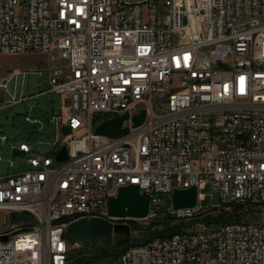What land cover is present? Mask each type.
<instances>
[{
  "label": "built area",
  "instance_id": "2783aa9c",
  "mask_svg": "<svg viewBox=\"0 0 264 264\" xmlns=\"http://www.w3.org/2000/svg\"><path fill=\"white\" fill-rule=\"evenodd\" d=\"M50 50L65 64L51 63L47 90L24 95L26 71L0 79V111L31 99L24 129L39 138L54 131L51 142L38 140L44 151L0 127V166L1 149L10 151L0 212L18 216L0 231V264H74L60 235L81 219L138 220L107 214L109 199L130 185L148 201L145 219L198 227L129 240L104 258L110 264H264V222L206 223L211 207L202 205L209 188L220 202L264 206V0H0V54ZM18 76L19 95L16 86L9 93ZM47 93L60 97L58 112L33 113ZM122 115L127 135L94 133ZM62 147L67 159L57 162ZM189 188L195 206L174 210L172 193Z\"/></svg>",
  "mask_w": 264,
  "mask_h": 264
},
{
  "label": "rangeland",
  "instance_id": "374dc122",
  "mask_svg": "<svg viewBox=\"0 0 264 264\" xmlns=\"http://www.w3.org/2000/svg\"><path fill=\"white\" fill-rule=\"evenodd\" d=\"M53 58L55 60L59 59V53L56 50H50L47 54L41 55L37 53H21L15 55H4L0 54V79H6L11 71L20 70L26 71V75L23 79L22 93L27 96L36 94L37 92L45 91L49 88L46 79V72L51 68V63L54 67H59L65 64L64 61L53 62L50 60ZM40 71L42 72V77H39L33 72ZM22 76H18L17 79L12 80L8 84V92L13 93L14 88L16 94L19 95L21 90ZM16 84V85H15ZM4 99H9L8 94H4ZM61 102L59 96H55L51 93H47L37 99V105L33 109V113H37L39 116L43 114L51 115L52 113L58 112V107ZM33 100L25 102L23 105L13 108H6L0 111V127L5 129V134L9 139L15 140L19 138L22 141H28L30 145L37 147L39 150H47V147H42L37 144L38 140L51 142L54 137V131H49V134L45 137L39 138L36 133H32V127H28L26 130L24 127L26 124L22 121L21 113L26 111L29 105L33 104ZM29 135V136H28ZM84 135V131H78L76 134H71V138H79ZM64 140V138H61ZM16 143V141H14ZM2 163L0 166V171L5 172L7 168V160L10 158L9 147L5 145L1 149ZM13 168H10V171L16 169V163ZM21 167L24 168L25 165L21 163ZM205 199L202 202L204 207H211V210L208 211V217H220L218 222H227V221H248L263 223L264 222V206L250 205V204H235L228 202H220L219 196L217 193L212 192L209 188H206L202 191ZM165 204L169 203V198H163ZM18 218L17 215L13 214L10 218H5L3 212H0V231L5 229L12 222L16 221ZM132 231L130 236V242L134 239L136 241H143L148 239L151 234L162 229L166 225H174L181 223L183 230L189 231L190 228H197L198 224L188 223L184 221L174 222L171 218H159L153 217L151 219H138V220H127L125 222ZM212 229L215 228V225L211 226ZM119 239L116 234L104 237L102 240H97L95 243L89 244L88 246H77L71 245V253L77 254L78 252L82 253L86 259L100 256L105 252H110L116 250L119 247ZM85 248V249H82ZM73 261V258H72ZM96 264H110L107 259H98Z\"/></svg>",
  "mask_w": 264,
  "mask_h": 264
},
{
  "label": "water",
  "instance_id": "95a60500",
  "mask_svg": "<svg viewBox=\"0 0 264 264\" xmlns=\"http://www.w3.org/2000/svg\"><path fill=\"white\" fill-rule=\"evenodd\" d=\"M144 118L145 111L140 110L131 118L132 127L140 126ZM127 119V115H122L102 121L95 126L94 133L108 138L123 137L128 134V129L122 126V123ZM61 131L63 136H67L71 132L68 127H62ZM15 155L24 157L25 154L14 149L12 156ZM55 159L57 162L67 159L65 147L55 154ZM171 203L174 210L194 207L196 204L195 188L174 191ZM107 214L108 217L113 218L143 219L148 214V201L138 193L136 186L121 187L118 189L116 197L109 199ZM112 234H116L122 244H127L130 240V227L126 224H112L103 218L81 219L68 226L64 237L70 245L85 247Z\"/></svg>",
  "mask_w": 264,
  "mask_h": 264
},
{
  "label": "trees",
  "instance_id": "16d2710c",
  "mask_svg": "<svg viewBox=\"0 0 264 264\" xmlns=\"http://www.w3.org/2000/svg\"><path fill=\"white\" fill-rule=\"evenodd\" d=\"M219 220H220V217H216V218L208 217L205 219V222L206 223H208V222L217 223ZM183 226L184 225H182L181 223L163 226L162 229L154 231L148 239H145V240L140 241V242H146L150 238H156V237L161 238V237L170 236L174 233L181 231L183 229ZM102 239H104V237L99 239V240H102ZM93 243H95V242H93ZM91 245H92V243H91ZM130 245H131V243L122 244L120 242L119 247L116 250H112L110 252H105V253L101 254L100 256L89 258V259H86V257L82 253L78 252L77 254H72L73 262H74V264H86V263L91 262V261L95 262L98 259H104V258H108L111 256H117L119 253H121L123 250H125ZM82 249H85V248H82Z\"/></svg>",
  "mask_w": 264,
  "mask_h": 264
},
{
  "label": "bare ground",
  "instance_id": "6f19581e",
  "mask_svg": "<svg viewBox=\"0 0 264 264\" xmlns=\"http://www.w3.org/2000/svg\"><path fill=\"white\" fill-rule=\"evenodd\" d=\"M183 210H190V208H183ZM60 242L68 243V241L65 239L64 235H60Z\"/></svg>",
  "mask_w": 264,
  "mask_h": 264
}]
</instances>
